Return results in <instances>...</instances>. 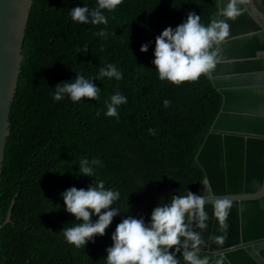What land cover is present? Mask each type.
<instances>
[{"label": "trees", "instance_id": "1", "mask_svg": "<svg viewBox=\"0 0 264 264\" xmlns=\"http://www.w3.org/2000/svg\"><path fill=\"white\" fill-rule=\"evenodd\" d=\"M257 2L264 11V0ZM78 5L92 8L96 0L36 3L7 139L2 223L15 204L12 222L1 230L0 264H106V249L123 218L148 222L161 202L173 194L198 195L205 180L197 157L224 97L211 76L179 86L160 80L153 60L157 35L182 23L189 11L207 25L219 18V0H123L114 11L104 10L107 25L73 21L70 11ZM101 30L106 37L96 35ZM145 43L148 51L141 52ZM109 63L123 78L94 81L99 100L54 99L56 84L76 74L92 79ZM116 92L127 97L118 106L119 118L105 115V102ZM82 158L102 161L94 178L78 174ZM96 178L119 191L114 206L121 213L105 235L77 248L61 231L79 223L65 210L61 193L87 188ZM199 254L209 264L215 260Z\"/></svg>", "mask_w": 264, "mask_h": 264}, {"label": "water", "instance_id": "2", "mask_svg": "<svg viewBox=\"0 0 264 264\" xmlns=\"http://www.w3.org/2000/svg\"><path fill=\"white\" fill-rule=\"evenodd\" d=\"M229 2L219 0L229 34L211 73L224 102L197 157L205 171L198 192L205 226L197 214L191 230L199 252L215 257L212 264H264V15L253 0H237L239 14L225 17ZM36 3L0 0V255L1 230L12 222L15 204L2 223L7 139ZM221 200L229 205L223 219L215 207Z\"/></svg>", "mask_w": 264, "mask_h": 264}, {"label": "clouds", "instance_id": "3", "mask_svg": "<svg viewBox=\"0 0 264 264\" xmlns=\"http://www.w3.org/2000/svg\"><path fill=\"white\" fill-rule=\"evenodd\" d=\"M123 0H96V6H76L71 9L73 21L82 24L107 25L104 10L114 11ZM243 2V0H241ZM239 14L237 0H230L223 15L235 18ZM264 14V12H263ZM229 34V25L225 19L213 18L207 25L201 23V15L189 11L186 19L175 28L169 26L155 38L153 64L160 80H166L177 86L184 82L196 81L201 75L211 76L219 62V45ZM96 35L107 36L106 30ZM149 44L141 46V52H147ZM88 49L85 47L84 51ZM107 77L121 80L123 73L109 63L101 67L97 75L86 78L76 74L71 82L61 81L55 85L54 99L59 101L65 95L73 102L82 98L99 100L100 87L94 81ZM105 115L119 118L118 106L127 103V97L116 92L106 101ZM164 106L171 102L164 100ZM99 115V112H97ZM155 134L154 129H149ZM102 163L99 159L82 158L79 161V175L95 177V167ZM202 185V184H201ZM201 187V186H200ZM65 210L79 223L64 227L61 231L69 244L79 248L86 246L94 237L106 234L114 217L121 212L114 204L120 199L119 191L107 189L105 182L94 179L87 188L72 186L61 193ZM204 199L189 191L186 195L173 194L166 202L156 206L150 221L142 217L127 215L112 233V245L109 246L106 264H180L177 254L182 255L185 264H209L208 258L201 257L198 250L200 239L191 230V220L198 214L199 226L204 227ZM228 201H217L216 214L223 219ZM98 219L93 220V216Z\"/></svg>", "mask_w": 264, "mask_h": 264}, {"label": "flooded vegetation", "instance_id": "4", "mask_svg": "<svg viewBox=\"0 0 264 264\" xmlns=\"http://www.w3.org/2000/svg\"><path fill=\"white\" fill-rule=\"evenodd\" d=\"M256 2V3H255ZM254 6L261 12V15L263 14L264 11L261 10L263 8L261 5L258 4L257 0H253L252 2ZM264 15V14H263Z\"/></svg>", "mask_w": 264, "mask_h": 264}, {"label": "rangeland", "instance_id": "5", "mask_svg": "<svg viewBox=\"0 0 264 264\" xmlns=\"http://www.w3.org/2000/svg\"><path fill=\"white\" fill-rule=\"evenodd\" d=\"M263 16V15H262Z\"/></svg>", "mask_w": 264, "mask_h": 264}]
</instances>
